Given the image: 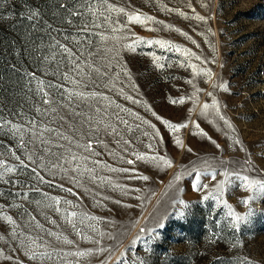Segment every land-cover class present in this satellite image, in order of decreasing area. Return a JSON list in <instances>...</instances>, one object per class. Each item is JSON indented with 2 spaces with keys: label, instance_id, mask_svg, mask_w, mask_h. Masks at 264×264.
Wrapping results in <instances>:
<instances>
[{
  "label": "rangeland",
  "instance_id": "374dc122",
  "mask_svg": "<svg viewBox=\"0 0 264 264\" xmlns=\"http://www.w3.org/2000/svg\"><path fill=\"white\" fill-rule=\"evenodd\" d=\"M61 2L0 0V115L8 122L3 126L0 121V160L16 165L18 156L30 163L33 145L25 148L21 136L29 140L31 132L23 129L31 127L29 120H41L35 109L46 106L36 95V81L29 83L24 72H34L46 83L62 82L44 71L47 67L51 73L61 60L50 47L56 39L72 47L69 41L78 37L84 42L81 54L91 53L89 63L93 56L97 62L108 57L113 76L121 68L131 73V80L121 75L117 89L123 83L124 93L138 103L103 90L113 101L112 110L117 104L129 110L120 115L132 130L122 124L118 128L130 143L125 146L111 135L107 148L93 142L98 156L67 164V171L55 169V175L38 169L45 183L31 178V168L8 174L6 179L13 181L28 178L41 191L0 182L4 214L25 225L26 209L42 225L27 228L26 234L56 243L55 236L46 235L52 232L73 243L61 240L54 250L40 248L51 259L31 260L21 246L23 237L14 239L11 226L0 220V253L13 258L0 259V264H264V191H248L237 179L239 174L264 180V0H109L124 13L97 16L77 0L78 18L58 7ZM93 7L103 11L96 0ZM30 8L41 13L43 23L37 27L27 19ZM69 19L89 25L95 20L99 27L78 35ZM49 24L58 30L50 32L53 39ZM157 40L165 46L149 43ZM54 53L56 61L49 66L42 58ZM152 112L186 127L173 132ZM72 151L88 155L83 149ZM137 154L147 158L137 160ZM221 182L222 190H217ZM18 189L29 198L19 210L11 207L22 203L15 196ZM37 201L52 206L42 209ZM77 251L88 255H71Z\"/></svg>",
  "mask_w": 264,
  "mask_h": 264
},
{
  "label": "snow or ice",
  "instance_id": "6c2138e0",
  "mask_svg": "<svg viewBox=\"0 0 264 264\" xmlns=\"http://www.w3.org/2000/svg\"><path fill=\"white\" fill-rule=\"evenodd\" d=\"M96 2L103 11L98 12L97 9L93 7V0H80L82 8L86 9L88 14L92 16L104 15V12L111 11L124 13V8H115L109 0H96ZM76 3L77 0H62V2L58 4V7L63 8L69 17L78 18L82 13L74 6ZM27 19L36 22L33 24V27H37L38 24L43 23L41 13L38 9L30 8L28 10ZM105 19H108V17L105 16ZM129 19L139 20L140 17L130 16ZM61 22L63 23V21ZM67 23L69 26L77 29L78 35L89 32L92 27H99V25L95 23V20L92 21L91 25H89L87 21L82 24H75L72 19H69ZM47 29L50 30L48 32L49 38L53 39L50 32L58 30L52 28L50 24L47 25ZM64 39L65 41L69 40L68 36H65ZM101 39H106V37L101 36ZM69 43L72 44V47L56 39L50 45L51 49L58 50L61 56L60 61H56V53L50 57L45 56L42 58L49 66L51 62L56 61V67L52 69L51 73L48 72L47 67L44 71L45 75L50 74L57 80L62 81L61 83H53L51 81L46 83L45 80L40 79L36 73L28 72L27 70L24 72V75L29 78V83L33 80L36 81V95L40 96V103L46 107H36L35 111L42 119L29 120L28 124L31 127L29 129H23L25 132H31V136L27 141L23 140V135L21 136L25 148H27L28 143H32L33 145V148L29 150L27 156V161L30 163H26L24 159L18 156L16 159L19 161V164L16 165H7L3 160H0V182L3 184L19 185V189L24 188L27 184L29 191L40 192L41 189L31 184L28 178H25V181L21 182L20 180L13 181L12 179H6V177L10 173H16L18 170L22 172L23 170L31 168V178L37 183H45L44 177L40 175L38 169L46 170L55 175V169L67 171L64 167L67 164L79 160L87 161L92 156H98L99 153L94 150L93 142L107 148L110 142H107L106 138L111 135L113 138H119L118 142L125 146L130 143L129 140L123 139L122 132L118 128V125L122 124L125 126V130H132L128 121L120 115L121 112H129V110L122 108L119 104L115 106L116 110H112L113 101L103 90L116 91L118 95H124L126 99L131 100L133 103H138V101L133 100L131 96L124 93L123 83H121L120 87L117 89V82L120 81L121 75L131 80V73L127 68H121V72L113 76L112 72H115V69L112 68L110 58L104 57L101 61L97 62L93 56L91 63H89L87 57L91 56V53L81 54L80 45L84 43L83 40L74 37ZM149 43L160 44L161 47L165 46V42L159 40L150 41ZM61 64H63V72H61ZM110 68L112 69L111 72L109 71ZM67 84H71L72 88L69 89L66 86ZM133 87L135 86L133 85ZM29 91L32 90L29 89ZM101 101H108V103L103 105ZM176 102L175 100L173 101V103ZM179 102L183 103V100ZM204 107L207 108L208 106L205 105ZM130 114L135 115L134 113ZM152 115L156 116L157 120H161L162 123L166 124L173 132L186 127V125L183 124L175 125L166 120H162L155 112H152ZM137 118L139 119V117ZM0 121H3L2 115H0ZM7 123V121H3V126H7ZM143 123H148V121H143ZM150 126L153 128L155 127L154 125ZM12 128L16 132L22 131L21 125L12 124ZM155 134L158 136L159 132ZM37 141L39 142V147H37ZM176 143H181L179 138H177ZM73 148L83 149V152L88 155H78L76 152L72 151ZM68 156L71 157V160L68 159ZM146 158L147 157H141L139 154L136 155L137 160ZM152 159L163 160V157H153ZM62 160L63 164L61 163ZM127 163L132 164L133 161L128 160ZM164 163L168 164L169 161L164 160ZM103 167L107 168L108 165L104 164ZM71 171H79V167L71 169ZM85 171L91 173L94 170L85 169ZM112 171H116V169H112ZM122 171H127V169H123ZM141 178L144 180L148 179L147 176ZM237 179L243 182L245 189L248 191H252L254 188L264 191V180H250L248 176H240L239 174H237ZM75 182L79 184V180ZM222 186L223 182L217 185V190H222ZM19 189L16 191L15 196L18 197L22 203L11 205V207H15L18 210L24 208L25 202H29L28 193L22 192ZM68 191L71 192V189ZM2 195L3 193L0 192V196ZM43 195L45 199L54 201L56 205L61 203V201L55 197H48L47 194ZM243 202L248 203L247 200ZM36 203L38 207L42 206V209L43 207L52 206L50 203L43 204L42 201H37ZM63 203L68 204L69 201L65 200ZM55 210L57 212L60 211L58 207ZM17 214H20L19 211ZM230 214L235 216L234 213ZM23 215L28 216V220L25 225H18L17 221L14 220L11 215L4 214L3 205H0V220L5 221L7 225L11 226V236L14 239L23 237L21 246L24 248L25 254L28 255L29 259L37 260L41 257L51 259V255L47 251L40 252L38 249L51 248L54 250L61 240L65 244L71 245L73 243L71 240L67 239V237L62 238L52 232H48L46 235L55 236L56 243L44 240L38 233L36 236L26 234L27 228L42 229V225L35 223L36 217L28 213L26 209ZM75 215L76 213L73 212L68 214V217ZM235 218L238 221L244 219V217L240 216H235ZM67 222L75 228V224L71 218H67ZM21 227L25 228V232L18 231ZM3 239L4 236L0 235V240ZM71 255L83 257L88 255V253L77 251L71 253ZM0 259L11 260L13 258L0 253Z\"/></svg>",
  "mask_w": 264,
  "mask_h": 264
}]
</instances>
